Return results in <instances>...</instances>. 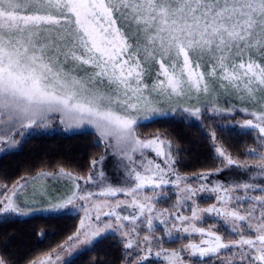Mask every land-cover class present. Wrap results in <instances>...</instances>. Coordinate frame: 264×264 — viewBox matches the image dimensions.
I'll list each match as a JSON object with an SVG mask.
<instances>
[{
    "label": "snow or ice",
    "instance_id": "obj_1",
    "mask_svg": "<svg viewBox=\"0 0 264 264\" xmlns=\"http://www.w3.org/2000/svg\"><path fill=\"white\" fill-rule=\"evenodd\" d=\"M223 94L241 101L240 128L256 135L244 161L217 147L223 160L216 174L235 166L249 179L211 187H193L179 174L168 179L175 172L164 147L169 142L159 136L142 140L136 127L169 110L197 119L204 111L231 116L235 105L222 107ZM54 114L65 130L95 129L116 158L118 181L103 170L97 180L95 169L103 157L92 161L86 178L63 168L30 181L21 177L10 189L0 186V216L26 214L21 190L59 176L75 188L55 210L82 200L92 221L87 228L81 221L82 233L70 237L72 242L89 244L111 229L124 237L126 255L133 257L127 264H145L154 249L166 264H264V0H0V143L18 144L11 132L46 128ZM211 174L198 179L207 181ZM80 179L96 189L82 187ZM170 184L179 189L176 204L155 212V197ZM205 192L214 194L216 203L189 206L191 215L184 214L187 201L197 205L194 197ZM119 194L125 199H113ZM101 216L108 219L101 222ZM211 216L219 220L209 221L208 228L196 223ZM142 218L148 231L140 239ZM157 219L165 231L154 238ZM174 230L190 242L168 251L163 238L177 239ZM195 235L199 243L192 240ZM224 250L227 259L221 256ZM185 252L199 259L186 260ZM41 264H51V258Z\"/></svg>",
    "mask_w": 264,
    "mask_h": 264
},
{
    "label": "trees",
    "instance_id": "obj_2",
    "mask_svg": "<svg viewBox=\"0 0 264 264\" xmlns=\"http://www.w3.org/2000/svg\"><path fill=\"white\" fill-rule=\"evenodd\" d=\"M215 118V117H214ZM241 118V117H240ZM239 118V120H241ZM206 123L212 117L205 116ZM221 121L215 134L224 150L233 158L246 160L249 148L255 146V133L245 135L238 124ZM138 133L153 134L166 140L179 175H197L214 170L218 161L210 140L201 126L189 116L159 117L137 126ZM93 132L63 133L36 131L24 138L19 146L0 154V184L10 188L21 177H32L40 171L55 172L61 168L67 173L85 177L91 163L102 154V146ZM251 163V161H249ZM213 201L203 199L201 203ZM210 225L209 223H205ZM204 224V225H205ZM221 225V223H219ZM78 226V217L70 213H31L26 216L5 217L0 220V258L6 264H32L39 257L59 248L72 237ZM223 233V227L219 228ZM185 239L165 242L175 249ZM129 255L116 235L100 237L64 264H127ZM145 264H161L148 260Z\"/></svg>",
    "mask_w": 264,
    "mask_h": 264
},
{
    "label": "rangeland",
    "instance_id": "obj_3",
    "mask_svg": "<svg viewBox=\"0 0 264 264\" xmlns=\"http://www.w3.org/2000/svg\"><path fill=\"white\" fill-rule=\"evenodd\" d=\"M220 102H221L222 107H228V106L234 104L236 111H234L231 114V116L214 115L210 111H204V112H202L200 118L197 119L195 117L190 116L188 113H184L183 111H177V112L173 113L171 110H169L167 115L157 114V117H156V118H159V117H168V116H175V115L189 116V119L192 122H195L199 126H201L203 132L206 134V136L210 140V143H211L212 148L214 150L215 157L218 161V165L214 170L203 173V174L212 173L211 175L208 176V180L204 181V180L198 179V177L202 173L197 174V175H187V176L186 175H184V176L179 175L182 178H187V181L193 187H199L201 184H208V186L211 187L213 184H215L217 182L228 184V183H235V182H243V181L249 179V173L248 172L239 171L235 168V166H233L232 168H228V167L224 166V170L221 171L218 175L216 174V170L220 169L222 167L221 161L223 160V158L219 157L218 153H216V148L221 147L223 150H224V148L221 145V143L219 142V140L217 139V136L215 134V129L217 128V126H221L222 124H221V121H219V120L215 122V118L225 117L226 120L223 121V123L226 124L228 122V119H229L230 123L233 126L235 124H238V126H240L243 119L245 118L244 113L239 111L241 101L239 99H237L235 96H228L226 94H223L220 97ZM205 116L212 117V121H209V123H206L204 120ZM239 118L241 120H239ZM21 131L23 132L22 135L19 134L18 132H16L15 130L10 133V135H12L15 140L19 141L18 144L5 145L3 143H0V154L3 152H6V151L16 149L19 146L20 142L24 138H26L32 132H36V131H42V132L60 131L63 133H78V132H85V131L93 132L95 134V136L97 137L96 139L101 144L102 149H103L102 154L98 158H96V160L100 161L102 157L104 158L103 163L98 164L96 166V169H95V171L97 172V180H99V175H98L99 171L103 170L105 172V174L109 177V179L113 183H116L118 181V178H119L118 173L114 170V161L116 158H114L112 155V149L108 148L106 146V144L100 140V137L96 134L95 129H93L91 126L84 125L78 129L65 130L64 126L62 124H60V122H59L58 114H54V118L51 119V122L49 123V125L46 128L32 129V130L25 129V130H21ZM136 133H137V136L142 140H148V139H152V138L157 137L156 135H153V134L152 135L151 134L141 135L138 133L137 127H136ZM3 134H4V126L0 125V136H2ZM164 147H165L166 151H169L168 150V147H169L168 144H165ZM144 151H145V154L147 156L155 159L162 166H164V161L160 160L158 157H156L155 153L151 149H145ZM225 153L227 155H229L226 151H225ZM173 161H174V159H173ZM146 162L147 161H145V163ZM173 168H174V163H173ZM91 169H92V163H91ZM252 171L258 172L259 170L258 169H252ZM59 172L60 171H55V172L40 171V172L36 173L35 175H33L32 177H36L40 173L58 174ZM65 173H67V172H65ZM89 174H90V171L88 172V174L85 177H81V178H86ZM176 174H178L176 171L174 173H169L168 179L175 180ZM73 176H76V175H73ZM32 177H28L25 179L30 181ZM76 177H78V176H76ZM77 183H79L82 187H87V188L93 189V190L96 189L95 184H88L85 186L84 185V179L78 180ZM0 186H2V185L0 184ZM12 186H10V188H12ZM183 186H184L183 184L180 185V187H183ZM74 188H75V185L70 180H68L66 178H60L59 176H56L55 178L53 176H48L42 180L37 181L35 184L29 183L26 185V187H24L21 190L20 196H19V200L21 203L26 202V206L28 209L27 213L23 214V215H15V214L3 215V216H0V220L5 218V217L26 216L27 214H31V213H44V214H47V213H70V214H74L78 217L77 230H76L75 234L71 237V238H75L78 233H82V224H81L82 220L84 221L83 228H87L88 224L92 223V221H89L88 219H86V211H85V208L82 207V205L85 204V201L77 200L74 205H68L65 208H62L61 210H58V211L55 210L56 206L58 204L63 203V198H65L67 195H69L71 193V191L74 190ZM145 192L148 195H152V192L150 189H146ZM157 192H159V190H157ZM178 195H179V189L176 186L171 185V184L165 186V191L163 193H161L160 195L155 197V199L158 201L155 203V212H162L165 209L172 208V206L174 204H176V200H177ZM240 195H243L242 191L240 192ZM208 198H212L213 201H210L208 203H201V200L208 199ZM101 199H103V198H101ZM113 199L123 200V199H125V197L123 196V194H119L118 197L113 198ZM194 199L197 201V205H193L192 201H187L185 209H184V214L189 215V216L191 215V212L189 210V206H199L200 208H207V207L211 206L213 203H216L215 195L210 193V192H205L203 194L198 193L197 196L194 197ZM91 215L94 218L95 212L92 211ZM202 215L206 216V214H202ZM145 216H147V213L145 214ZM107 219H108L107 217L101 216V222H103ZM112 219L114 220L115 218L113 217ZM142 220L144 222L141 223L140 227H139L140 239H142L143 235L147 234V231H148L146 219L142 218ZM213 220H219V218H217L215 216L206 217V221H203V222L197 221L196 223L199 226H203L205 228H208L210 225H206L205 223H209V221H213ZM153 223H154V227L158 229V231H155L153 233L154 238L162 237L163 233L165 231L164 225H162L158 219L154 220ZM219 223H221V225H223L222 220H220ZM101 227H103L102 223H101ZM168 227H171V224ZM109 234L116 235L118 237V239L122 242L123 248H124V243H123L124 237L121 235V232L113 231V230L109 229V230H107V232L105 234H102L100 237H103V236H106ZM174 235H176L178 237L177 239H185L184 243L180 247L175 248V249H182L187 243L190 242L188 236L186 234H184L183 232L175 233V230H174ZM99 238L93 239L91 241V243H89V244L75 243V242L68 240L67 242L63 243L59 248L54 250L53 252L39 257L34 262H35V264H41V261L47 262V261H49V258H51V264H64L66 261H68L74 255H76L77 253H79L83 249L90 246L94 241H96ZM227 238L228 237L225 236V240H227ZM163 239H164L163 247L165 249H167L168 251L174 250V249H168L164 246L165 242H167V241L169 242L172 240H169L168 237H164ZM199 239H200V237L198 235H195L192 237V240L196 243H199ZM156 250L157 249L153 250V253L150 255L149 260L154 261V262H158L161 264H166V261H164L163 259H158L155 257V251ZM128 251L132 252L133 250H128ZM140 255H143V253H140ZM183 255H184V258L186 260L187 259H193V260L199 259L198 257H189L187 252L183 253ZM221 256L223 259H227L229 256V252L227 250H224V251H222ZM57 257H59V259H57ZM132 258L133 257L131 255H129L128 259H132ZM214 264H220V261L215 260ZM237 264H239V262H237Z\"/></svg>",
    "mask_w": 264,
    "mask_h": 264
}]
</instances>
